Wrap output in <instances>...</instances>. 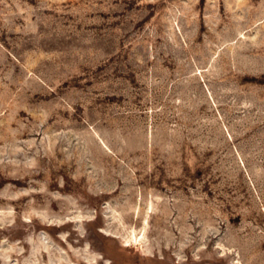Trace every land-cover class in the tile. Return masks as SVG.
Instances as JSON below:
<instances>
[{"label": "rangeland", "instance_id": "obj_1", "mask_svg": "<svg viewBox=\"0 0 264 264\" xmlns=\"http://www.w3.org/2000/svg\"><path fill=\"white\" fill-rule=\"evenodd\" d=\"M0 264H264V0H0Z\"/></svg>", "mask_w": 264, "mask_h": 264}, {"label": "bare ground", "instance_id": "obj_2", "mask_svg": "<svg viewBox=\"0 0 264 264\" xmlns=\"http://www.w3.org/2000/svg\"><path fill=\"white\" fill-rule=\"evenodd\" d=\"M131 231H132V230H131ZM132 233H133V232H132ZM132 233H131V235H130V236H131V238L133 237ZM136 237H137V236H136ZM136 237H135V239H136ZM133 238H134V237H133ZM133 238H132V239H133Z\"/></svg>", "mask_w": 264, "mask_h": 264}]
</instances>
